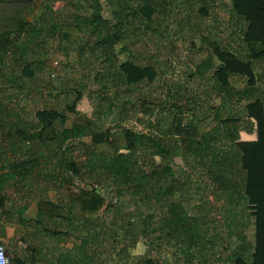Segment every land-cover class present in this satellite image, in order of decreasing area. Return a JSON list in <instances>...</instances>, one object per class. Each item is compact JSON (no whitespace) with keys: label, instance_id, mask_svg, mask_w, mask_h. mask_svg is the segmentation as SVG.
I'll list each match as a JSON object with an SVG mask.
<instances>
[{"label":"trees","instance_id":"trees-1","mask_svg":"<svg viewBox=\"0 0 264 264\" xmlns=\"http://www.w3.org/2000/svg\"><path fill=\"white\" fill-rule=\"evenodd\" d=\"M54 1L58 0H48L41 17L32 22L30 17L38 8L37 0H0V91L6 87L23 89L27 81L34 80L37 68L46 58L41 48L61 37L68 45L78 44L79 69H88L103 96L94 106L92 119L83 115L80 130L78 123L71 128L65 125L69 120L68 111L82 115L77 103L83 97L86 83L76 82L68 89L77 93L73 106L63 109L44 106L37 112L41 116L36 117L37 122L15 113L17 111L11 112L7 102L0 100V206L6 212L13 211L11 198L4 190L12 184H32L35 177L42 178V182L34 184L43 185V189L49 181L59 187L82 183L83 186L77 187L78 191L68 192L64 199L41 196L37 202L38 217L21 218L36 224L51 218L63 219L67 234L78 240L68 250L69 259H63V264H104L99 257L108 235L115 240L120 237L119 253L124 257L129 248L148 235L147 218L153 219V210L157 209L162 210L160 224L156 226L161 230L159 239L175 242L187 258L179 256L173 264H184L196 253L210 250L215 244L211 240L209 247L207 245L205 220L190 214L183 202L182 176L186 170L181 165L179 170L175 169L179 149L164 141L162 134L147 135L123 127L127 144L123 151L111 140L109 129L101 130L99 123L105 113L117 108L125 114L129 107L138 110L145 105L149 108L156 102L151 96L136 94L137 105L132 87L155 83L161 75L158 66L138 63L134 58L140 55L133 52H130L131 59L119 62L117 48L121 45L123 50H130L126 43L132 35L166 32L170 11L182 14L186 27L194 32L195 26L200 25L196 21L200 9L211 10L214 6L211 0H124L122 4L120 0H65L66 6H72L76 11L64 20L56 18ZM197 1L202 5L200 8ZM232 13L244 24L233 31V42L237 43L222 45L214 39L207 45L209 37L202 33L199 50L206 52L213 63L211 77L204 70L206 62L197 64L199 76L205 77L201 83V88L205 87L202 91L219 97L221 105L213 106L215 112L209 116L198 117L192 107L201 99L195 91L198 99L188 95L184 104H173L177 110L172 116V124L162 133L166 136L173 133L187 157H194L206 170L208 178L219 190L218 200H224L230 206L245 205V212L250 210L255 240L251 243L242 233L243 243L234 255V263L264 264V0H232ZM12 45L16 47L12 48ZM22 45L32 48L31 59L25 58ZM118 71L124 78L115 85ZM234 77L239 78L240 84L233 83ZM206 81H209L210 91H207ZM113 93L124 95L120 104L112 101ZM59 94L56 92L54 96L59 98ZM235 99H239V104L245 100L243 117L251 121L250 129L255 132V139L241 137L242 117L231 112L221 113L220 108ZM186 111L191 113L187 122L181 116ZM163 118L169 120L171 117ZM196 121L207 123L199 126ZM158 126L161 130L160 122ZM82 137H89L91 142L85 143V158L77 160L70 144ZM66 142L71 143L62 147ZM145 142L152 146L153 155L160 158L159 162L154 160L148 164L153 166L150 172L142 168L138 155L145 148ZM53 155L55 163L45 162ZM87 185L91 187H84ZM114 197L117 201L123 200V204L113 205ZM129 203L132 205L127 207ZM133 207L134 210L124 209ZM101 211L111 212L112 220L108 222L106 218L98 217ZM97 249L99 257L95 259ZM77 255L78 259H75ZM12 264L17 263L13 261ZM32 264L55 263L34 259ZM136 264L159 263L152 257H143Z\"/></svg>","mask_w":264,"mask_h":264},{"label":"rangeland","instance_id":"rangeland-1","mask_svg":"<svg viewBox=\"0 0 264 264\" xmlns=\"http://www.w3.org/2000/svg\"><path fill=\"white\" fill-rule=\"evenodd\" d=\"M37 1L38 8L30 17L32 22L37 21L41 17L48 2V0ZM120 1L122 4L124 0ZM198 2L197 6L200 5ZM210 3L214 5L211 10L209 8L200 9V17L196 19L200 25L195 26L194 32H191L189 27H186L182 14H175V12L170 11L167 14L168 29L166 32L144 34L143 36L142 34L132 35L126 43L130 50H123L121 45L117 48L116 54L119 62L131 59L132 55L130 52H133L135 55H140L134 58L138 63H151L158 66L161 75L155 83L132 87L135 90L133 100L136 101L137 105L139 102H137L136 94L141 97L144 94L151 96L156 102L149 108L145 105L139 107L138 110L129 107V111L125 114H122L120 108H117L113 112L105 113L99 123L101 130L109 129L111 140L123 151L127 145L124 139L125 129L142 132L147 135L159 136L162 134L161 138L164 141L173 143L172 146L179 149L180 152L175 156V161L178 164L175 169L179 170V165H181L186 170V174L182 176V188L185 192L182 197L183 202L190 214L205 220L207 240H209L208 247L211 240L215 244L210 250L206 249L202 253H196L193 259L184 261V264H235L234 255L238 247L243 243L240 237L242 233H245L251 243H254L255 240V225L252 216L249 215L250 210L245 212V205L230 206L224 200H218L216 195L219 190L217 191L215 187L216 183L208 178L206 170L200 167L194 157H187L188 154L185 153L181 145L179 146L173 133L170 136L162 133L164 132L163 129H167L172 124V116L177 110L173 104H184L187 102L188 95H192L196 99L200 97L199 99H201L199 104L192 107L198 117L209 116L215 112L213 106L218 107L221 105L219 97L215 95L209 96L206 94L208 92L202 91L205 87L201 88V83L205 81V77L199 76L197 64L202 65L206 62V69H204L207 71L206 75L211 77L213 74V63L209 60L206 52L199 50L202 45V33H207L209 37L207 45L214 39L222 45H229L234 43V29H240L244 24L239 22L233 15L232 0H211ZM53 6L54 14L58 20H64L71 12L76 11L72 6L67 7L65 0L54 1ZM88 35L89 32L86 33V36ZM15 47L16 45H12V48ZM21 47L24 48V45ZM77 48V43L68 45L67 41L61 37L50 41L40 50L45 54L46 58L44 63L37 68V77L34 80L27 81L23 89L17 87L3 88L0 91V93L3 91L0 94L1 102H7V107L11 112L17 111L15 113L26 115L30 121L37 122L36 117H41L37 112L44 106H60V109L68 105L73 106V100H75L77 93L76 91H68V89L76 82L86 83V89L82 93L83 97L77 103V108L82 115L68 111L69 120L65 125V127L71 128L73 124L78 123L77 129L80 130L83 122L81 118L85 115L92 119L94 106L101 101L103 94L100 93V86L93 81L92 74H89L88 69L86 68L85 71L79 69L80 60L76 52ZM24 51L26 53L25 58L31 59L32 48L28 46L24 48ZM83 71L85 74L82 73ZM123 78V73L118 71L115 76V85ZM232 81L236 85L241 82L238 77H234ZM208 82H205L207 87L209 86ZM195 91L199 92V97H197L198 94ZM207 91H210L209 87ZM56 92L61 93L59 98L54 96ZM49 93H52V95L49 96ZM123 98L124 95L119 96L113 93L112 101L120 104ZM238 101L239 99H235L233 103H228V105L220 108V111L223 115L231 112L230 114L242 117L243 121H241L240 129L252 132L253 130L250 129L251 121L243 117L245 100L240 104ZM167 115L171 117L169 120L163 118ZM181 116L186 122L191 119L189 111H186ZM159 122L162 126L161 130H159ZM206 123L207 121L203 123L201 121L197 122L199 126H204ZM123 127L127 128L124 129ZM241 133L246 134V132ZM241 137L243 138V136ZM44 138L47 139L46 136ZM72 142H68V144L66 142L62 147H68L71 143L72 154L77 157V160L84 159L85 155L83 154L85 149H87L85 143L91 142L90 138L82 137L75 141L72 140ZM144 146L145 148L141 149L138 155H140V162L143 163L142 168L150 172L153 166L148 164H151L154 160L159 162L160 158L157 155H153L154 151L151 145L145 142ZM52 158L44 161L55 163L54 155ZM31 182L33 185L31 183L28 185L33 187L34 183L42 182V178L37 179L35 177ZM46 184L50 190L56 192L55 197L58 199L66 198L68 192L78 191L77 187L83 186L80 182H77V185L80 186L68 185L65 187H59V184L53 185L50 181ZM84 187L88 188L91 186L87 185ZM126 197L128 198V196ZM126 197H123V199ZM112 203L113 205L115 203L122 205L123 200L117 201L116 197H114ZM130 205L132 204L129 203L127 207H130ZM124 209L134 210V207ZM153 211V219L147 218L150 226L148 231L150 232L147 236L141 237L134 247L129 248L124 257L119 253L121 248L120 237L115 240L114 237L112 238L108 235L106 236L107 240L104 241V246L100 250V257L97 249V257L95 259L99 257L104 264H136L143 257H152L159 264H173L179 256L187 259L180 252L175 242L168 243L166 239H159L161 230L159 227L156 228V226L160 224L162 210ZM147 212V209H145L146 214ZM97 216H100L101 219L106 218L108 222L112 220V213L109 211H101ZM237 221H239L238 224ZM13 260L15 261V259Z\"/></svg>","mask_w":264,"mask_h":264},{"label":"crops","instance_id":"crops-1","mask_svg":"<svg viewBox=\"0 0 264 264\" xmlns=\"http://www.w3.org/2000/svg\"><path fill=\"white\" fill-rule=\"evenodd\" d=\"M242 132H246L242 134L245 139L256 138L253 131ZM28 184L30 183L12 184L4 190V194L11 198L10 207L13 211L6 212V209L0 206V239L7 248L10 264L13 259L17 264H32L34 259L63 264V259H69L68 250L74 247L78 240L67 234L63 219L51 218L43 224L21 220L38 217L37 202L41 196L56 198V192L47 186L43 189V185L34 184L31 187ZM73 243L75 244L72 246ZM75 259H78V255Z\"/></svg>","mask_w":264,"mask_h":264},{"label":"built area","instance_id":"built-area-1","mask_svg":"<svg viewBox=\"0 0 264 264\" xmlns=\"http://www.w3.org/2000/svg\"><path fill=\"white\" fill-rule=\"evenodd\" d=\"M0 264H10V261L7 255V248L3 244L1 239H0Z\"/></svg>","mask_w":264,"mask_h":264},{"label":"water","instance_id":"water-1","mask_svg":"<svg viewBox=\"0 0 264 264\" xmlns=\"http://www.w3.org/2000/svg\"><path fill=\"white\" fill-rule=\"evenodd\" d=\"M7 255H8V258H9V253H8V251H7ZM10 260V259H9Z\"/></svg>","mask_w":264,"mask_h":264}]
</instances>
